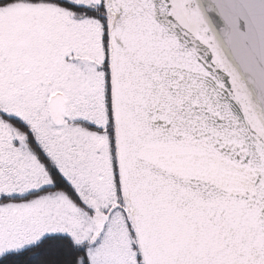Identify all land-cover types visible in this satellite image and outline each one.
Returning <instances> with one entry per match:
<instances>
[{
    "label": "snow or ice",
    "instance_id": "obj_1",
    "mask_svg": "<svg viewBox=\"0 0 264 264\" xmlns=\"http://www.w3.org/2000/svg\"><path fill=\"white\" fill-rule=\"evenodd\" d=\"M0 264H264V0H0Z\"/></svg>",
    "mask_w": 264,
    "mask_h": 264
}]
</instances>
